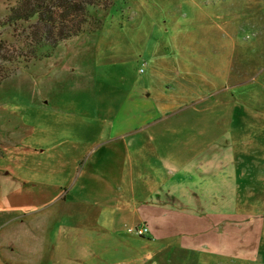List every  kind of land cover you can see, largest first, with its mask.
Returning a JSON list of instances; mask_svg holds the SVG:
<instances>
[{
  "label": "crops",
  "instance_id": "crops-1",
  "mask_svg": "<svg viewBox=\"0 0 264 264\" xmlns=\"http://www.w3.org/2000/svg\"><path fill=\"white\" fill-rule=\"evenodd\" d=\"M258 13L264 15V10ZM149 47L147 42L145 51ZM103 55L99 49L94 56L97 67L92 84L76 95H66L64 107L39 101L17 109L16 116L3 117L13 131L1 147L0 167L11 191L1 196L0 184V213L5 217L0 218V245L16 248H1L0 264H87L92 257L126 258L115 264H157L163 254L172 258L166 264H172L177 255L181 259L177 264H264V219L258 233L243 231L246 221L239 223L242 231L238 232L182 231L185 221L192 226L204 220L213 224L214 218L199 217L201 209L235 207L231 194L239 186L264 187V182L247 167L234 173L231 163L229 168L224 166L230 170L223 175L217 171V162L233 160L232 143L223 154L207 145L192 156L183 154L179 131L183 127L169 121L174 109L162 104L174 98L172 86L165 85L168 93L152 100L156 77H144L145 71L139 68L153 62L147 53H131L120 62H103ZM87 70L81 68L80 74L88 76ZM163 75L167 83L175 82ZM45 86L43 97L47 98L50 89ZM32 94L37 96L35 90ZM245 112L264 120L259 108ZM249 145L245 144V156L238 157L242 167L252 155L257 156L248 153ZM154 146H158L155 152ZM168 164L179 171L173 173ZM214 194L222 196L217 205L211 201ZM240 207L263 209L251 201ZM88 214L94 216L101 233L96 252L84 229ZM28 225L31 229L25 230ZM65 225L67 234L60 230ZM135 226L150 229L148 236L141 237L148 242L138 252V235L129 231ZM20 230L27 231L28 237L20 235ZM201 244L207 247L203 250ZM186 253H192L191 260L184 257Z\"/></svg>",
  "mask_w": 264,
  "mask_h": 264
},
{
  "label": "rangeland",
  "instance_id": "rangeland-1",
  "mask_svg": "<svg viewBox=\"0 0 264 264\" xmlns=\"http://www.w3.org/2000/svg\"><path fill=\"white\" fill-rule=\"evenodd\" d=\"M17 10H20L19 0H0V153L2 142L9 140L13 131L3 122V117L16 116L17 109L39 101L64 107L66 95H76L78 90L92 84L97 50L103 52V62H120L131 53L145 52L147 59L153 62H147L145 67L141 64L139 68L145 71L144 77H156L152 100L168 93L164 91L165 85L172 86L170 94L174 98L162 104L164 108L174 109L169 121L183 127L179 130L183 137V154L192 156L196 153L193 151L204 145L212 147L216 154H223L224 148L232 143L233 160L217 162V171L223 175L230 170L227 164L231 163L234 173L247 167L264 182L261 159L264 158V120H256L253 112H245L246 108L264 111V15L258 13L264 10L261 0H103L102 5L91 11V30L55 45L49 43L37 17L16 21ZM147 42L149 52L145 51ZM130 43L135 45L130 48ZM86 67L88 76L80 74L81 68ZM163 74L175 82L167 83ZM43 86L50 89L45 92L47 98L43 97ZM34 90L36 97L32 94ZM261 118L264 119V115ZM247 142L250 143L248 153L257 156L252 155L242 167L238 157L240 153L245 156L243 150ZM156 148L158 146H154L153 152ZM168 168L173 173L178 170L172 164H168ZM7 177L0 167L1 196L11 191L7 188ZM220 198L222 196L214 194L211 201L217 205ZM250 201L253 205L261 204L263 209L240 207ZM231 203L236 204L235 207L201 209L199 217H211L215 222L207 224L204 220L192 226L185 221L182 231L204 233L215 228L216 233L238 232L242 231L239 223L246 221L243 231L262 232L264 187L239 186L231 194ZM183 215L187 216V212ZM2 216L0 213V218H5ZM93 217L86 216L88 226L84 229L90 247L96 252L101 245V233L95 228L97 222ZM136 227L139 226L133 228ZM30 229L29 225L25 228ZM60 230L63 234L69 232L66 225ZM19 233L28 237L27 231ZM144 240L137 236V252L148 242ZM201 245L203 250L207 247ZM9 247L16 248L0 245V249ZM191 254L186 253L184 257L189 256L191 260ZM175 255L177 253L173 252L172 257ZM179 256L172 264L181 260ZM123 259L126 258L95 260L92 257L86 263L115 264ZM171 259L166 254L160 255L157 264H166ZM181 264L186 263L181 261Z\"/></svg>",
  "mask_w": 264,
  "mask_h": 264
},
{
  "label": "trees",
  "instance_id": "trees-1",
  "mask_svg": "<svg viewBox=\"0 0 264 264\" xmlns=\"http://www.w3.org/2000/svg\"><path fill=\"white\" fill-rule=\"evenodd\" d=\"M103 0H19L20 12L14 13L17 20L29 21L37 17L43 26L49 43L91 30V11L102 5ZM3 153H0V158Z\"/></svg>",
  "mask_w": 264,
  "mask_h": 264
},
{
  "label": "built area",
  "instance_id": "built-area-1",
  "mask_svg": "<svg viewBox=\"0 0 264 264\" xmlns=\"http://www.w3.org/2000/svg\"><path fill=\"white\" fill-rule=\"evenodd\" d=\"M129 231L131 233L137 234L140 237H146L150 233V229L148 227H146V226H139V227H136V228H131V229H129Z\"/></svg>",
  "mask_w": 264,
  "mask_h": 264
}]
</instances>
